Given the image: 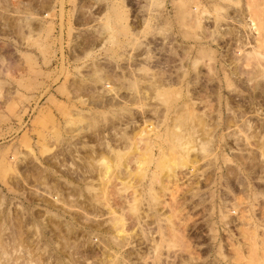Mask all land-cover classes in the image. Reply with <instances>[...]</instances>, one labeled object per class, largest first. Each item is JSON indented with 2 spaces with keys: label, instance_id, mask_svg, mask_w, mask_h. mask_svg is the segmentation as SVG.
I'll use <instances>...</instances> for the list:
<instances>
[{
  "label": "rangeland",
  "instance_id": "rangeland-1",
  "mask_svg": "<svg viewBox=\"0 0 264 264\" xmlns=\"http://www.w3.org/2000/svg\"><path fill=\"white\" fill-rule=\"evenodd\" d=\"M264 0H0V264H264Z\"/></svg>",
  "mask_w": 264,
  "mask_h": 264
},
{
  "label": "crops",
  "instance_id": "crops-1",
  "mask_svg": "<svg viewBox=\"0 0 264 264\" xmlns=\"http://www.w3.org/2000/svg\"><path fill=\"white\" fill-rule=\"evenodd\" d=\"M264 19V18H263Z\"/></svg>",
  "mask_w": 264,
  "mask_h": 264
}]
</instances>
